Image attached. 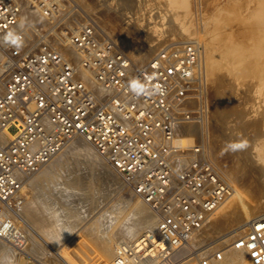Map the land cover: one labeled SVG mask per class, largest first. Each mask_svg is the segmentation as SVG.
Here are the masks:
<instances>
[{
	"label": "built area",
	"instance_id": "obj_1",
	"mask_svg": "<svg viewBox=\"0 0 264 264\" xmlns=\"http://www.w3.org/2000/svg\"><path fill=\"white\" fill-rule=\"evenodd\" d=\"M50 18L61 0H35ZM20 0H0V39L19 21ZM16 52L25 42L20 31ZM72 45L80 67L100 87L78 75L70 57L55 48L10 57L0 83V236H13L12 208L27 178L77 136L86 138L160 216L156 233L136 246H121L117 264L134 257L172 258L230 196L232 186L203 143L186 144L178 133L191 121L188 106L201 49L195 42L162 48L147 65L135 68L117 41L84 24ZM18 51V50H17ZM145 82L137 96L130 81ZM158 89V91L154 90ZM238 247L252 264H264V217L255 220ZM223 253L218 254L221 259ZM123 256L125 259H119Z\"/></svg>",
	"mask_w": 264,
	"mask_h": 264
},
{
	"label": "rangeland",
	"instance_id": "obj_2",
	"mask_svg": "<svg viewBox=\"0 0 264 264\" xmlns=\"http://www.w3.org/2000/svg\"><path fill=\"white\" fill-rule=\"evenodd\" d=\"M25 1H28L27 4ZM22 3L24 7H30L37 11V13L35 12V18L36 14H38L36 18L38 21L33 17L28 21L30 25H28L26 31H24L25 42L28 43L30 41V46L32 40V42L35 43L33 45L34 47L32 46L31 50L29 49L30 51L49 48L50 46V48H55L56 46L55 49L61 51V43L68 44L69 42L66 43V41H70L71 45L72 40L78 36L84 24H93L99 29L101 27L102 29L100 30L102 32L108 34L118 42H121V40L125 38L124 32L135 28L136 30L132 29L135 32V36H133L134 38L132 39L134 45L136 44L135 48L139 47L142 37L147 43L152 44V42H154L155 50L151 56H149V61L162 48L171 46L178 41L179 43L195 42L198 44L201 53L198 61L199 64L197 63L195 82L191 88V98L194 96L196 101L192 107L190 108L189 106V108L193 112L192 121L198 119L197 121H202L201 123H203V126L200 130L201 133L198 137L193 139L190 144H193L195 140L194 143H203L208 151L211 149L212 144L210 142L211 138L213 139L212 129L215 119L211 103L212 93L218 80H220L219 77L225 75L230 78L233 84V90L231 92L234 93L233 100L237 106V117H239L237 122L233 120L230 124L233 123L236 127L240 126V128H243L240 132L239 141L244 146L247 159L250 160V164L252 165L251 170H254V189L257 187L256 191L260 193L258 192V194L255 195L256 199L249 196L246 197V192L247 194L249 193L242 187L239 181L233 179L232 185L242 190V198H244L242 202L244 204L248 203L245 206L249 208L250 219L264 217V0H187L185 4L183 0H177L174 4L171 0H61L60 6L55 14L52 15L50 19L47 18L50 20L49 23L51 24L48 23L46 17L43 18V15L36 7L35 0H24ZM111 15L117 16L119 21L118 28L114 27L111 29L112 26L107 24L108 18ZM46 24L48 26H46ZM20 31L14 34L16 35ZM30 31L33 33H30ZM230 33L231 35H229ZM30 34L32 36H30ZM50 34L54 35L53 37L50 36L46 42L45 36L47 35L49 37ZM37 36L39 38H37L36 41L35 38ZM62 36L65 37L62 38ZM55 40L59 41V43H55ZM11 41V39H5L0 43V64L5 62L8 58L17 57V55L20 54L14 51ZM43 41L45 44H43ZM25 42L21 44L23 47L22 50L24 51H22L23 53L21 52V54L23 55L28 51L26 50L27 45ZM235 42L237 44H235ZM233 44H235L236 47H233ZM231 47L233 48L232 50ZM121 48L123 49V47ZM221 52H224L223 55ZM225 53H227L228 57H226ZM72 61L74 62V60ZM5 69H7L6 66L1 74L4 73ZM194 105L198 106L194 108ZM72 164L69 166H73ZM84 165V163L78 164V166H74L72 169L75 170V173L83 172ZM102 165L106 166V161H103ZM217 165L220 172L223 174V172H225L222 171L224 168L220 167L219 164ZM106 172H113L108 165L106 167ZM104 174L103 172V176L100 175L101 180L99 179L97 181L100 185L98 183L95 184L97 192L95 191L96 189H91V191L88 192L90 195L85 193V195H88L87 200L89 201H86L87 197L83 195L82 197L85 196V199H82L84 204L82 203V205H80L81 203H79V207L84 212L81 211V209L79 211L81 214H85H82L83 216L81 217L85 216V219H80L82 223L78 221L79 224L74 221L75 226L72 225L73 229L64 237L59 245L47 238L44 233L31 225V223L18 212L16 205L19 196L16 197L13 201L12 208L4 210L2 215L6 220H11L10 223L13 225V236L7 238V242L13 247L15 245H20L18 248H23L22 250H24L21 253L19 252L20 249H15L16 254H11L12 264H98L99 250L89 231H91L99 219L105 217L106 223L108 222L107 232H110L121 226L120 224L124 221L122 220L125 214L124 211H126V208H131L135 205L138 199L144 201L151 210L155 211L146 200L140 196L133 182L128 181L124 176L116 174L115 172H113L115 178L112 180L105 178ZM223 175L227 179L226 175ZM26 181L27 183L29 181V183L26 184V189L22 192L24 197H29L32 193V182L30 180ZM96 185L99 187H96ZM107 185L111 186H109V192L106 188L108 187ZM96 194L101 196V198L99 196L101 199L99 203L96 201L99 200ZM94 195L98 199H96ZM90 197H94L95 200ZM124 197L128 198V202H126L127 199L125 198V200ZM78 198H75L76 202L81 200H78ZM252 198L253 200H251ZM91 199L96 202L93 201L92 203ZM245 199L247 202H245ZM125 203H127V207H125ZM227 204L225 207H234V205L237 204L236 198L232 201L230 200ZM252 208L254 211H252ZM221 211H223V209ZM221 211L212 217L219 215ZM158 217L159 221L157 227L152 230L144 229L141 233L143 236L147 233L153 234L157 232L160 225V216L158 215ZM241 222L243 224H249L248 220ZM228 226V228L225 227V229L219 232L204 236L200 239L192 237L185 245L186 247L177 250L172 258H161L159 260L154 258L147 261L144 259L141 260L138 257L134 258L135 260L137 259L138 262L141 260V262H149L150 264H216V259H219L218 254L222 252L224 255V251L231 246L229 242L239 239L247 228L244 226V228L236 229L237 225L234 224ZM203 231L204 230H202V232ZM229 238L231 240H229ZM121 240L120 238L109 240V247L116 252L115 260L119 255L121 247L119 242ZM133 242L137 243L138 241H129V244L131 245ZM66 244L67 246L65 247ZM72 244L73 246H70ZM81 244L89 251L87 254L88 256H84L79 252ZM129 244L123 243L122 246L128 247L130 246ZM62 246H64V248ZM60 247H62L65 252L60 251ZM114 259L112 262H114ZM106 261L107 259L103 257L101 263L104 264Z\"/></svg>",
	"mask_w": 264,
	"mask_h": 264
},
{
	"label": "bare ground",
	"instance_id": "obj_3",
	"mask_svg": "<svg viewBox=\"0 0 264 264\" xmlns=\"http://www.w3.org/2000/svg\"><path fill=\"white\" fill-rule=\"evenodd\" d=\"M22 1H24V0H22ZM22 1H21V3H22ZM176 1L177 0H171V2L173 4L176 3ZM186 1L187 0H183L184 4L186 3ZM27 2L25 1L26 4H27ZM129 7H130V5H129ZM33 8H35V7H33ZM35 12L37 13V11L35 9H31L30 7H24L22 5V10H21V14H20V18H19L18 23L3 34V36L0 39V43L3 42V40L7 39V36L10 32L16 33L17 31H20V30L26 31V27L28 25H30V23L28 21H30L35 16ZM38 13H39V11H38ZM37 15L38 14H36V18H37ZM36 18H35V20H37ZM43 18H45V17L43 16ZM47 21H48V23L50 22V20H48V19H47ZM118 23H119V21H118L117 16L111 15L108 18L107 24L112 26V27L110 26L111 29L114 27L118 28ZM41 24H42V22H41ZM49 24H51V23H49ZM37 25H38V23H37ZM46 26H48V25L46 24ZM100 29H102V28L100 27ZM132 29L124 32L125 38L123 40H121V42L117 41V43L121 47H123V50L125 51V53L132 59L134 67L140 68V67H143V66L148 64L147 63L149 61L148 58L154 52L155 45L153 44L154 42H152V44L147 43L142 37L143 40L140 39L139 47L135 48L136 44L134 45L132 39L134 38L133 36H135V32L133 30H136V29L135 28L133 30ZM48 31H50V30H48ZM31 32L32 31H30V33ZM53 35L50 34L49 37L46 35L47 36V38L45 36L46 42H47V39H49L50 36L53 37ZM229 35H231V33ZM30 36H32V35L30 34ZM38 36L35 38L36 41H37V38H39ZM64 37L62 36V38H64ZM139 38H140V35H139ZM56 40H57V38H56ZM56 40H55V43H57V42L59 43V41H56ZM233 40H232V42H233ZM32 41H31V46L29 43L30 41L28 42L29 44L27 42H25L27 45V49H26V50H28L27 52H29L31 50L32 46L35 44ZM67 42H69V43L68 44H62L63 42L62 43L60 42L61 43L60 46H62L61 51H63V53L65 55H67L72 60H74V62L76 63V66L78 68V75L80 77H82L83 79L89 81L92 85H94L97 89H99V91H101V93L104 94L103 90L100 87H98L94 83V81L91 78H89L87 76V74L83 71V69L80 67V63H79L80 56H79L77 50L72 46V43L70 45V41H66V43ZM50 43H52V42H50ZM176 43H179V41ZM43 44H45L44 41H43ZM235 44H237V43L235 42ZM235 44H233L234 45L233 47H236ZM46 46H47V44H46ZM17 48L18 49H16V53H20V54H18V55L16 54L17 57L14 56L15 61L20 60L24 55H26L25 53H27V52H25L24 55L21 54V52L23 51L22 45H19ZM55 48H56V46H55ZM225 49H226V47H225ZM232 49L233 48L231 47V50ZM234 50H235V48H234ZM224 52H221L222 55ZM225 54H226V57H228L227 53H225ZM4 67H5V62L0 64V74L4 70ZM2 79L3 78H2V74H1L0 75V83L1 84L3 81ZM219 79L220 80H218V82L215 86V89L213 90V93H212L211 103H212V108L214 110L215 119H214V124H213V129H212L213 139L211 138V142H210L212 144V147L210 146L211 151L210 150L209 151H210V155H211L212 159L217 164H219L220 167L224 168V170H222V171H225V172H223V174H225L228 181H230V184L232 186V191H231L230 196L222 203V205L213 214H211L209 216L207 222L203 225V227L201 229H199L198 231H196V233L192 236L193 238H197V239H200L204 236H207V235L209 236L211 234L219 232V231L225 229V227L228 228L229 227L228 225L231 226L232 224L237 225L236 229H239L242 227L244 228V226L247 227L246 230H244L245 233L241 236V237H244L246 235V232L248 231V229L251 227L252 223L257 219L262 218V217H256V218L250 219L249 208H247L245 206L248 203L244 204L242 202V201H244V198H242L243 197L242 190H240L239 188L232 185V183H233L232 181H234V180L239 181V183L242 185V187L245 188L246 191H248V193H249V194H247V192H246V197L249 196V197H253L256 199L255 195H257L259 192V191H256L257 187L254 189V186H255L254 185V181H255L254 170H251L252 165L250 164V160L247 159V155H246V151L244 150V146L239 141L240 140V138H239L240 132L243 128L242 127L240 128V126L236 127L235 124H233V123L230 124L231 121L236 120V122H237V119H239V117H237L238 112L236 111L237 106H236L235 101L233 100V94L234 93L231 92L233 90L232 89L233 84L231 83L230 78L226 77L225 75L219 77ZM193 98H194V96H192V98L188 101V106H190V108L192 107V105L196 101V99L195 98L193 99ZM196 104H197V102H196ZM194 106H195L194 108H196V106H198V105H194ZM199 107H201V106H199ZM197 120L198 119H196V121L191 120V121H188V122H185V123H182L179 125L178 133H179V136L181 138V141H183L184 143L186 141V144L192 145V144H190V143H192V140L195 139L196 137H198V135L201 133L200 130H201V127L203 126V123H201L202 121L200 122ZM194 141H193V143H194ZM229 142L237 143V144L241 145V147H239L236 151H225L224 150L225 145ZM210 143H208V144H210ZM103 161L104 162L106 161L108 167L111 168L113 172L121 175L113 167V165L96 149V147H94L86 138H84L82 136H80V137L78 136L74 140H71V142H69V144L62 151H60L57 155H55L54 158H52L48 163L44 164L38 171L34 172L33 174H31L27 178V180H30L32 182V187H31L32 193L29 197H24V194L22 191H24L26 189V184L29 183V181H28V183L26 181L25 186L23 187V190L18 195L19 197L17 196L18 197L17 198L18 203H17L16 207H17L18 212H20L31 223V225L35 226L39 231L44 233L46 235V237L49 238L52 242H54L57 245L61 244V241L64 239V237L67 234H69V232L73 229V226H75L74 221H76L78 224H79V222L82 223L81 220H83V218L85 216L81 217V216H83L82 214H84V213L81 214V212L79 211L81 209L79 207V203H81L80 205H82V203L84 204V202H82V199L84 200L85 196L87 197L88 195H90L88 192L91 191V189H96L95 184L98 183L97 181L100 179V175L103 176V172H104L105 178L110 179V180L115 178V176L113 175V172L112 173L106 172L107 165L106 166L102 165ZM82 163L85 164L84 168H83L84 169L83 172H78V173L76 172L75 173V170L72 168L74 166H78V164H82ZM70 164H72L73 166L70 167L69 166ZM255 172H256V170H255ZM109 186L108 187L104 186L107 188V191L109 189ZM96 187H99V186L96 185ZM99 189H101V188H99ZM114 189H115V187H114ZM95 191L97 192V189ZM112 191H114V190H112ZM85 193L86 194L88 193V195H85ZM83 195H85V196L82 197ZM96 195H98L96 197L99 198L100 195L99 194H96ZM77 196L81 197V198H78ZM94 197H95V195H94ZM94 197H90V198L93 199ZM75 198H78V200H80V199L81 200L79 202L78 201L76 202ZM95 198H94V200H95ZM98 198H96V199H98ZM100 198H101V196H100ZM100 198H99V200H96L98 203L101 200ZM125 198L126 197H124V199ZM234 198H236L237 204H235L234 207L233 206L225 207L226 204L230 200L231 201L234 200ZM253 198L251 200H253ZM87 199H88V197L86 198V201H89ZM92 199H91V201L93 203L94 200H92ZM126 199H125L126 202H128V198H126ZM96 201H94V202H96ZM245 202H247V200ZM96 204H94V205H96ZM126 204L127 203H125V207H127ZM94 205H92V206H94ZM90 206H91V204H90ZM121 206H122V204H121ZM224 207H225V209H224ZM222 209H223V211H221ZM81 211H83V210L81 209ZM220 211H221V213L219 215L212 217ZM252 211H254L253 208H252ZM124 212H125V214H124L123 219H122L124 221L122 224H120L121 226H119L118 228L113 229L110 232H107L108 222L106 223L105 217H104V218L99 219L98 222L95 224V226L91 229V231H89V233L93 236V240H95L96 247L99 250L98 264H102L101 260L103 257L105 259H107V261L104 264H117L118 258L116 257L117 259L116 260L114 259L116 252L111 250V248L109 247V240L114 239V238H116V239L120 238V239H122L119 242V244H121V246L123 243H125V244L127 243V245H128L129 241L131 242V241L141 240V235H143L141 233L144 229H151L152 230L155 227H157V223L159 221L158 220L159 217H158L157 213H155V211L151 210L148 207V205L144 201H142L141 199H138L136 201V204L133 205L131 208L130 207L126 208V211H124ZM244 220H248L249 224L248 225H247V223L243 224L241 221H244ZM77 223H76V226H77ZM202 230H204V231L202 232ZM146 231H148V230H146ZM229 232H231V231H229ZM241 237L235 241L229 242L231 246L228 244L230 247H228L226 249V251H224V255L221 259H216V264H252V256H251V252L249 251V249L245 248V247H238L237 246V243L241 240ZM230 238H229V240H231ZM7 244H8V246H7ZM76 244H78V243H76ZM134 244L136 245V242H133L131 245H134ZM13 245H15V244H13ZM18 246H20V245H18ZM18 246L15 245L14 246L15 248H14L11 244L9 245V243L7 242V239L0 236V264H12L11 254H13V253L16 254L15 249H18V250L20 249L19 252H21V253L24 251V250H22L23 248L22 249L18 248ZM66 246H67V244L65 245V247ZM70 246H73V244ZM62 247L64 248V246H62ZM62 247H60L61 248L60 251L65 252ZM185 247L186 246H184L182 249H184ZM79 252L84 256L85 255L88 256L87 254L89 253V251L85 248V246L83 244L80 245ZM108 258H109V260H108ZM113 259H114V262H112ZM119 259H125L126 260V258H124L123 256H119ZM127 260L128 261H124V264H150L149 262H141L142 259L139 260L140 263L137 261V259L135 261H133L131 258H129Z\"/></svg>",
	"mask_w": 264,
	"mask_h": 264
},
{
	"label": "clouds",
	"instance_id": "obj_4",
	"mask_svg": "<svg viewBox=\"0 0 264 264\" xmlns=\"http://www.w3.org/2000/svg\"><path fill=\"white\" fill-rule=\"evenodd\" d=\"M7 39H11L13 43L19 44L21 41V38L17 35H15L13 32H10L7 36ZM130 89L133 93H135L137 96L149 91L148 85L139 80V79H133L130 81ZM158 91V89H154ZM241 145L234 143V142H229L225 145V151H236Z\"/></svg>",
	"mask_w": 264,
	"mask_h": 264
}]
</instances>
